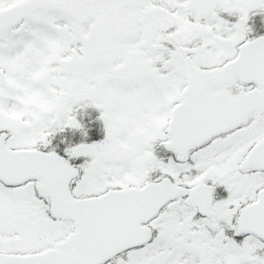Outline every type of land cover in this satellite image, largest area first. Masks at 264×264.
<instances>
[{"label": "snow or ice", "instance_id": "6c2138e0", "mask_svg": "<svg viewBox=\"0 0 264 264\" xmlns=\"http://www.w3.org/2000/svg\"><path fill=\"white\" fill-rule=\"evenodd\" d=\"M257 27L264 0H0V264H264Z\"/></svg>", "mask_w": 264, "mask_h": 264}, {"label": "trees", "instance_id": "16d2710c", "mask_svg": "<svg viewBox=\"0 0 264 264\" xmlns=\"http://www.w3.org/2000/svg\"><path fill=\"white\" fill-rule=\"evenodd\" d=\"M264 34L263 30L261 27H257L256 31L254 32L253 36H258Z\"/></svg>", "mask_w": 264, "mask_h": 264}, {"label": "flooded vegetation", "instance_id": "af4514ba", "mask_svg": "<svg viewBox=\"0 0 264 264\" xmlns=\"http://www.w3.org/2000/svg\"><path fill=\"white\" fill-rule=\"evenodd\" d=\"M254 19H255V21H256V20H258V17H257V18H254ZM251 22L253 23V21H251ZM263 32H264V28H263Z\"/></svg>", "mask_w": 264, "mask_h": 264}, {"label": "rangeland", "instance_id": "374dc122", "mask_svg": "<svg viewBox=\"0 0 264 264\" xmlns=\"http://www.w3.org/2000/svg\"><path fill=\"white\" fill-rule=\"evenodd\" d=\"M259 19H260V18H258V20H259ZM250 23H252V22L250 21ZM261 28H262V30H263L264 27H261ZM253 34H254V33H252V35H253Z\"/></svg>", "mask_w": 264, "mask_h": 264}]
</instances>
